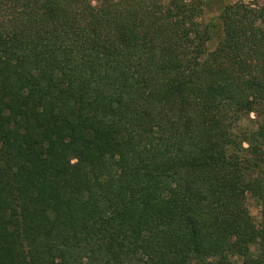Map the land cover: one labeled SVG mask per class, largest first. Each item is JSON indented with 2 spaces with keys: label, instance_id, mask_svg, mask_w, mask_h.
Returning <instances> with one entry per match:
<instances>
[{
  "label": "trees",
  "instance_id": "1",
  "mask_svg": "<svg viewBox=\"0 0 264 264\" xmlns=\"http://www.w3.org/2000/svg\"><path fill=\"white\" fill-rule=\"evenodd\" d=\"M264 0H0V264H264Z\"/></svg>",
  "mask_w": 264,
  "mask_h": 264
},
{
  "label": "rangeland",
  "instance_id": "2",
  "mask_svg": "<svg viewBox=\"0 0 264 264\" xmlns=\"http://www.w3.org/2000/svg\"><path fill=\"white\" fill-rule=\"evenodd\" d=\"M244 1L250 2L253 0H244ZM248 206H249L250 213H251L255 223L259 227H264V212H262V209L258 206L256 201H254L253 199L250 198L248 201Z\"/></svg>",
  "mask_w": 264,
  "mask_h": 264
}]
</instances>
